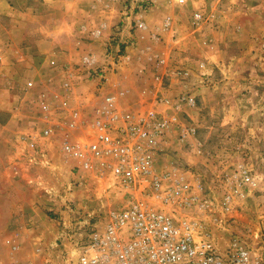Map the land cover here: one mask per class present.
<instances>
[{
  "label": "rangeland",
  "instance_id": "rangeland-1",
  "mask_svg": "<svg viewBox=\"0 0 264 264\" xmlns=\"http://www.w3.org/2000/svg\"><path fill=\"white\" fill-rule=\"evenodd\" d=\"M51 1L53 16L43 17L45 10L36 11L41 0H28L31 9L17 33L26 36L53 25L61 34L71 36L76 29L91 35L88 42H72L66 36L51 55L58 68L63 66L77 81L74 95L90 114L108 97L126 113L150 107L152 100L164 96L160 93L171 100L180 93L195 98L191 118L187 115L195 128L194 140L184 145L171 139L157 158V169L191 185L195 202L182 214L195 232L220 251L244 245L251 250L252 264H264V237L257 223L264 192L224 199L230 190L227 181L238 179L243 167L253 181L264 184V0ZM3 5L0 1V9ZM120 12L137 18L120 21ZM198 12L204 20L196 26L193 15ZM96 31L106 38L94 41ZM20 44L26 41H14V46ZM116 53L121 59L112 60L113 68L108 57ZM87 55H93L98 66L83 70L82 57ZM103 55L107 71L112 70L108 74L98 63ZM32 57L41 71L51 73L44 54ZM198 58L203 60L199 68L192 61ZM186 68L196 76L191 71L181 78ZM8 77V85L0 83V102L16 107L30 91L15 74ZM31 92L16 120L0 126V261L65 264L76 240L102 224L110 209L122 206L125 195L112 187L97 164L85 170L63 157L53 133L39 140L32 137L43 124L35 100L41 92L52 97L53 89L43 85ZM4 118L1 112L0 121ZM7 206L9 211L3 209Z\"/></svg>",
  "mask_w": 264,
  "mask_h": 264
},
{
  "label": "built area",
  "instance_id": "built-area-1",
  "mask_svg": "<svg viewBox=\"0 0 264 264\" xmlns=\"http://www.w3.org/2000/svg\"><path fill=\"white\" fill-rule=\"evenodd\" d=\"M203 20L202 13L193 15L196 26ZM99 34L92 33L94 37ZM109 58L112 62L121 56L116 53ZM95 63L94 56L82 57L83 70H90ZM48 68L50 72H61L60 89L52 97L46 92L38 94L37 116L41 115L43 124L36 127L32 137L39 140L53 133V139H60L63 157L77 161L85 170L97 164L110 178L112 187L125 195L122 206L110 209L102 224L90 227L76 240L67 252L65 264H252L248 247L234 244L220 251L211 239L195 232L193 223L182 214L195 202L191 185L157 169L161 145L167 144L171 132L184 145L194 140L195 128L183 109L194 108L192 95L180 93L172 100L161 96L155 99L158 110L135 113L121 111L108 97L90 114L74 95L77 81L71 73L63 66L58 68L54 57L48 58ZM181 74V78H187L188 70L183 69ZM160 80L159 87L164 89L166 83ZM31 85L27 83V87ZM255 184L243 167L238 179L227 181L230 190L225 202L237 195H248ZM178 210L180 218H175ZM257 223L264 237V202ZM0 264L29 263L11 259Z\"/></svg>",
  "mask_w": 264,
  "mask_h": 264
},
{
  "label": "crops",
  "instance_id": "crops-1",
  "mask_svg": "<svg viewBox=\"0 0 264 264\" xmlns=\"http://www.w3.org/2000/svg\"><path fill=\"white\" fill-rule=\"evenodd\" d=\"M4 5L2 6V9H0V14L3 16V22H0V83L2 85H8L9 84V75L11 73L15 74L17 76V79L21 82H24L22 85L24 90L30 91V94H34V92L31 91H37L39 87L45 85L46 87H49L53 89V92L57 91L60 89L59 87V79L58 76L61 74L60 71H53L51 73H45L44 71H41V65H38V62L36 61L35 58L32 56H39V55H45L47 59L53 54V46H58L61 45V41L66 39V36L70 37V41L72 42H77V41H89L88 39L91 37V35H82L80 34L76 29H73L71 36L67 35L68 32H65L64 34L58 33L57 27L53 29V25L50 27H38L36 29L35 33H30L29 35H18L17 30L23 25L24 21L23 18L27 14V11L30 10L31 8L28 7L27 2L28 0H12L14 1L15 4H10L8 1L9 0H0ZM11 2V3H12ZM132 2V0H131ZM93 3L91 2L92 6ZM132 5V4H131ZM129 5V7L131 6ZM63 10V7H61ZM67 8V7H66ZM55 9V3L52 2L51 0H41V3H39V7L36 11L38 10H45V14H43V17H52L53 16V10ZM98 9L94 8L92 11H97ZM91 11V12H92ZM93 14V13H91ZM129 14L128 17H122L123 15ZM99 15L104 16L103 13H100ZM137 17H133V15L130 12H125V13H119V20H123L127 22L129 19H136ZM103 20V19H101ZM124 22V24H126ZM89 24V23H85ZM77 25V24H76ZM22 39V41H26L25 45H16L14 46V41L18 39ZM106 37L102 35H98L96 38H93L94 41H100L104 40ZM84 39V40H82ZM92 40V41H93ZM108 41V39H106ZM12 43V44H11ZM18 44V43H17ZM61 47V46H60ZM75 49V48H74ZM104 52V51H103ZM93 53V52H91ZM97 55L96 53H93ZM93 56V55H92ZM31 57L33 59H31ZM102 58L99 57L98 63L102 67L105 66V61H108V59L103 55L101 56ZM52 58V56L50 57ZM109 58V57H108ZM124 59V56H123ZM208 60V59H207ZM97 61V60H96ZM195 64L196 67L199 68L198 64L202 62L203 60L198 58L195 60H192ZM205 62V60H204ZM208 63H211L209 60L207 61ZM206 63V62H205ZM47 64V63H46ZM208 65V64H207ZM48 66V65H47ZM94 66H98V64L95 63ZM103 69V68H102ZM108 70L106 66L104 67V70ZM187 69V68H186ZM191 69V68H190ZM188 70V69H187ZM20 71H22L21 75L24 76H18L20 75ZM47 72H50V69H46ZM112 70L107 71L105 74H108ZM192 69L189 71L188 74L192 73ZM201 73L202 71H198ZM194 74V71L193 73ZM195 75V74H194ZM52 76V78H51ZM196 76V75H195ZM8 77V78H6ZM172 77V76H171ZM176 77V76H175ZM178 79V77H176ZM171 80V78H170ZM30 82L32 85L31 87H27V83ZM106 83V82H105ZM171 86V83L169 84L168 87ZM167 87V88H168ZM170 89V88H168ZM155 90L152 92V95H154ZM167 92V91H166ZM25 95L22 100H20V103L16 107H10V105H7V103L0 102V113H4L7 118L3 119V122L0 121V126L5 127L11 123H13L16 119L15 116L16 114L19 113V108L21 105H24L25 99L27 96ZM151 95V97H152ZM161 95H167V93H160ZM153 102V103H152ZM150 107L146 109H154L158 110L159 107L156 106V103L154 100L151 101ZM155 108H153V107ZM184 112L191 118V112L194 111V108L191 107H184ZM171 139H174L175 141L178 142L176 139L175 133L171 132L168 135V143L167 144H162L161 148L166 149L171 146L170 141ZM11 150V149H10ZM4 152L7 153V151H1L2 154H5ZM11 152H14L12 149ZM9 154H12L8 152ZM4 185L0 181V188H3ZM251 194L253 193H259V192H264V184L261 185L260 182L256 181L255 186L251 189ZM261 194V193H260ZM4 210L6 209L9 211V207L3 208ZM20 208L17 209V212H20ZM23 212H26L25 210H22Z\"/></svg>",
  "mask_w": 264,
  "mask_h": 264
}]
</instances>
